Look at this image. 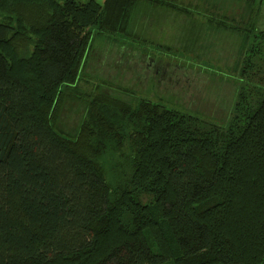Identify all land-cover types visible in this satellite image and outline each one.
Here are the masks:
<instances>
[{"label":"trees","instance_id":"1","mask_svg":"<svg viewBox=\"0 0 264 264\" xmlns=\"http://www.w3.org/2000/svg\"><path fill=\"white\" fill-rule=\"evenodd\" d=\"M243 1L246 23L206 17L242 40L228 69L243 82L218 124L87 73L99 47L114 46L120 66L123 45L149 44L144 76L158 82L143 85L160 95L164 57L197 55L202 11L0 0V264H264V88L247 81L263 0Z\"/></svg>","mask_w":264,"mask_h":264},{"label":"rangeland","instance_id":"2","mask_svg":"<svg viewBox=\"0 0 264 264\" xmlns=\"http://www.w3.org/2000/svg\"><path fill=\"white\" fill-rule=\"evenodd\" d=\"M98 1L103 2V0ZM181 1L188 7L194 8L196 11H202L200 13L196 12L194 17L202 23L201 28L205 32L198 41L199 46L197 50L199 54L197 53V55H195V51L190 49L187 52L188 55L184 56L185 58L179 59V57L176 56L177 54L172 58L164 57L165 59L163 61L169 59V71L172 73L169 72V76L166 77V80L160 79L159 86H164V89L158 90L160 95L157 92L158 95L155 94L151 89L146 90L145 85H143L150 82L155 84L156 81L158 82V79L155 81L152 70L148 69L147 75L152 76V81L144 76L147 66L150 65L148 64V60L151 59L147 54L144 55L141 53L142 49L146 51V48L150 47L148 46L149 44L145 43H134L139 44L134 48L125 44L121 47L122 50H119L120 53L123 51L124 53L128 52V57L126 59L122 57L123 60H125L122 64L127 65L126 63L131 62L130 67H132V69L122 67L121 63L120 66L118 65L116 61L119 60V55H117V50L114 46L106 44L101 52H99V47L94 54L96 58L90 62L87 69V73L90 75L88 78L96 81L98 78L93 75L97 74L101 76V78L114 82L119 81L123 84L125 83V85L129 87H134L135 89L127 92V96H129L131 100L137 101L139 97L161 100L170 107L197 114L199 113V115L211 122L225 124V121L227 122L233 111L237 99L238 87L241 82H243L242 79L238 77V74H234L233 70L230 71L228 69L229 67L232 68L235 66L236 54L242 40L239 34L230 32L231 30H228V28L225 30H216V28L209 29L212 26L209 27L206 17L209 15L216 18V20L224 18L226 24H232L237 21L240 23L244 21V23H246L248 14H246L244 12L245 9H243L245 2L243 0H214L215 2L213 3L211 0ZM230 1L234 2V7H229L228 4H225ZM220 2L222 3L220 4ZM260 7L256 16V30L250 32L251 36L248 40V49L250 46L256 45V50H254L256 52L253 53L250 58L247 81L248 87L256 88H264V39L254 36L255 33L264 31V0ZM181 21H183L185 25L189 22H186L185 19ZM169 24L172 25V22H169ZM167 28L168 27H163L160 32L164 33V31H169V29L174 30L172 27L169 29ZM203 30L201 31L203 32ZM165 35L166 34L162 35V37H166ZM149 36H152V34ZM171 45L175 48L176 52H179L178 49L180 50V48L182 50L183 47V44L181 45L178 40L172 41ZM249 53H251L250 50H248V54ZM158 54H162V52ZM157 55L156 58H158ZM138 72L141 73V76L136 74ZM162 93L166 94V96L161 95ZM168 94L170 95L168 96ZM173 94H177L178 97L182 96L185 104L188 106L191 105L194 108L184 106L180 98H175ZM195 107L198 108V110H195Z\"/></svg>","mask_w":264,"mask_h":264},{"label":"crops","instance_id":"3","mask_svg":"<svg viewBox=\"0 0 264 264\" xmlns=\"http://www.w3.org/2000/svg\"><path fill=\"white\" fill-rule=\"evenodd\" d=\"M104 1V0H103ZM100 2V1H99ZM102 3V2H101Z\"/></svg>","mask_w":264,"mask_h":264}]
</instances>
